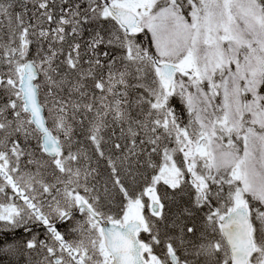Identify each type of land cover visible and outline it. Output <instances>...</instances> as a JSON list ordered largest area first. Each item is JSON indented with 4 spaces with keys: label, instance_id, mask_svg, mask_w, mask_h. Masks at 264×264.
I'll return each mask as SVG.
<instances>
[{
    "label": "snow or ice",
    "instance_id": "obj_1",
    "mask_svg": "<svg viewBox=\"0 0 264 264\" xmlns=\"http://www.w3.org/2000/svg\"><path fill=\"white\" fill-rule=\"evenodd\" d=\"M0 264H264V0H0Z\"/></svg>",
    "mask_w": 264,
    "mask_h": 264
}]
</instances>
